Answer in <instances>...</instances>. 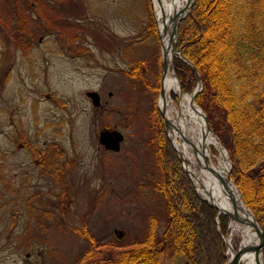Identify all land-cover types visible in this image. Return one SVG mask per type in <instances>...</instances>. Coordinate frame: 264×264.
<instances>
[{
  "label": "rangeland",
  "instance_id": "rangeland-1",
  "mask_svg": "<svg viewBox=\"0 0 264 264\" xmlns=\"http://www.w3.org/2000/svg\"><path fill=\"white\" fill-rule=\"evenodd\" d=\"M161 42L152 0H0V264H74L83 233L131 243L150 216L161 235L149 119ZM104 128L123 133L119 150L99 143Z\"/></svg>",
  "mask_w": 264,
  "mask_h": 264
},
{
  "label": "trees",
  "instance_id": "trees-1",
  "mask_svg": "<svg viewBox=\"0 0 264 264\" xmlns=\"http://www.w3.org/2000/svg\"><path fill=\"white\" fill-rule=\"evenodd\" d=\"M176 33L175 48L186 59L176 55L173 62L182 90L192 91L200 75L202 89L194 101L228 153L230 178L243 203L264 226V0H193ZM171 96L177 102L175 93ZM149 111L158 168L153 188L164 201L161 235L153 216L144 238L127 244H99L83 233L89 248L74 264H159L177 255L184 256V264L228 260V216L198 196L163 118L153 105Z\"/></svg>",
  "mask_w": 264,
  "mask_h": 264
},
{
  "label": "bare ground",
  "instance_id": "bare-ground-1",
  "mask_svg": "<svg viewBox=\"0 0 264 264\" xmlns=\"http://www.w3.org/2000/svg\"><path fill=\"white\" fill-rule=\"evenodd\" d=\"M188 3L189 0H152L165 61L158 110L166 119L172 144L181 156L184 168L188 171L199 195L228 216L230 236L237 234L240 237V247L254 245L264 240V229L254 227L239 201L235 183L226 179L229 163L224 151L212 133L206 130L199 109L190 102V94L182 93L177 103L173 102L170 95L171 90H178L176 79L168 68L172 55L174 21L178 15L185 12ZM211 145L218 148L217 155L211 152ZM230 239L229 237V243ZM235 251L230 243L228 259ZM238 262L263 264L260 252L253 248L245 249ZM227 264H232L231 260Z\"/></svg>",
  "mask_w": 264,
  "mask_h": 264
},
{
  "label": "water",
  "instance_id": "water-1",
  "mask_svg": "<svg viewBox=\"0 0 264 264\" xmlns=\"http://www.w3.org/2000/svg\"><path fill=\"white\" fill-rule=\"evenodd\" d=\"M192 1L193 0H189L188 5L186 6L185 12L182 15H178L177 19H175V21H174V23H175L174 32L172 34V46H171L172 55H171V58L169 60L168 68H169L170 73L176 79V82H177V85H178V90L174 91V93H175V95H176L178 100L180 98V95L183 93V90H182L181 84L179 82V79L177 78V76L175 74V71H174V67H173L174 56L177 55V56L181 57L185 61H186V59L180 54V50L175 48V42H176V36H177L176 29H177V25H178V22L180 21V19H182L187 14V12L190 10ZM164 69H165V61L163 59L162 60L161 74H163ZM197 76H198L197 86L194 88V90L191 93H189L190 94V102L192 104H195V101H194L195 96L198 93V91L202 89L201 77H200V75L198 73H197ZM159 92H161V88H160ZM86 95L91 100V103L93 105H98L99 104V101H100L99 94L96 91H88V92H86ZM196 107L200 111V114H201V116L203 118L206 130H208L209 132L210 131L212 132V135L214 136V138L217 141V143H218L219 147L221 148V150L224 151L226 159H227L228 163L230 164L231 161H230V159L228 157V153H227L226 149L222 147L218 136L212 130H210L204 111H202V109L200 107H198L197 105H196ZM157 108H158V106H157ZM163 119L166 122V119L165 118H163ZM166 125H167V122H166ZM167 127H168V125H167ZM122 140H123V133L121 131L117 130V129L104 128V129L100 130L99 134H98L99 143L107 150H112V151L119 150L120 149V143L122 142ZM171 144H172V142H171ZM172 147L176 151L179 159L181 160L182 169L187 172V174H188V176L190 178V175H189L188 171L184 168V163H183V160H182L181 156L179 155L178 151L173 146V144H172ZM216 149L218 150V148H216ZM230 169H231V166L229 165V169H228L227 174H226V179L229 180V181H231V179H230ZM194 189H195V187H194ZM195 191H196V189H195ZM237 191H238V195H239V201L242 203L243 209L247 212V214H248L249 218L251 219L254 227L259 228V229H264V226L260 225L256 221V219L254 218L253 213L243 203L239 190H237ZM201 199L204 200L207 204H209V205L213 206L214 208H216L218 215L225 214V213L221 212L216 206L210 204L207 200H205L203 198H201ZM228 225H229V222H228ZM225 241L227 243V251L226 252L228 253V248L230 247V243H229L227 238H225ZM247 248H253L256 251H259L260 254H261V257H262V249L264 248V240L258 242L257 244H254V245H246V246H243V247L238 246V248L236 249L235 253L224 264H227L230 260H231L232 264H239L238 259H239L240 255H241V253ZM262 261H263V264H264L263 257H262Z\"/></svg>",
  "mask_w": 264,
  "mask_h": 264
}]
</instances>
